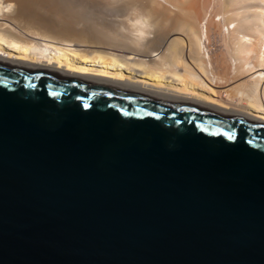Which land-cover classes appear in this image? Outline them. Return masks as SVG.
I'll return each mask as SVG.
<instances>
[{
    "label": "water",
    "instance_id": "obj_1",
    "mask_svg": "<svg viewBox=\"0 0 264 264\" xmlns=\"http://www.w3.org/2000/svg\"><path fill=\"white\" fill-rule=\"evenodd\" d=\"M0 264H264V125L0 61Z\"/></svg>",
    "mask_w": 264,
    "mask_h": 264
},
{
    "label": "bare ground",
    "instance_id": "obj_2",
    "mask_svg": "<svg viewBox=\"0 0 264 264\" xmlns=\"http://www.w3.org/2000/svg\"><path fill=\"white\" fill-rule=\"evenodd\" d=\"M140 18L142 41L133 37ZM0 61L264 125V0H0Z\"/></svg>",
    "mask_w": 264,
    "mask_h": 264
},
{
    "label": "clouds",
    "instance_id": "obj_3",
    "mask_svg": "<svg viewBox=\"0 0 264 264\" xmlns=\"http://www.w3.org/2000/svg\"><path fill=\"white\" fill-rule=\"evenodd\" d=\"M13 7H14L13 3H8L7 6L4 7L2 10L6 12H10L13 9ZM134 27L137 29L133 33L134 39L142 41L147 34L145 30L148 29L149 27L148 20L144 18L137 19L135 20Z\"/></svg>",
    "mask_w": 264,
    "mask_h": 264
},
{
    "label": "rangeland",
    "instance_id": "obj_4",
    "mask_svg": "<svg viewBox=\"0 0 264 264\" xmlns=\"http://www.w3.org/2000/svg\"><path fill=\"white\" fill-rule=\"evenodd\" d=\"M213 9H214V8H213ZM117 17L120 18V16H118V15H113V16H112L113 19H115V20H120V19H118ZM116 18H117V19H116Z\"/></svg>",
    "mask_w": 264,
    "mask_h": 264
}]
</instances>
